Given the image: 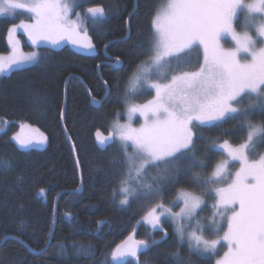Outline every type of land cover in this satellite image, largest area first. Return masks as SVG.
<instances>
[{
  "label": "snow or ice",
  "instance_id": "obj_1",
  "mask_svg": "<svg viewBox=\"0 0 264 264\" xmlns=\"http://www.w3.org/2000/svg\"><path fill=\"white\" fill-rule=\"evenodd\" d=\"M83 2L0 0V18L24 12L31 21H21L9 29L11 50L7 56L0 54V74L24 71L26 66L48 60L47 54L24 53L18 33H23L32 45L58 47L68 40L94 52L86 25L91 23L95 30L109 16L102 6L76 12ZM133 15L128 13L129 17ZM229 43L231 46L226 47ZM134 49L136 55L145 58L128 75L123 93L120 87L125 77L118 75L111 85L104 81V97L91 98L94 106L103 107L114 89L117 100L126 105V120L121 122V113L117 112L109 134L97 130L95 136L101 150L115 148L121 157L112 161L113 174L121 177L118 207L159 198L142 219L164 235L149 241L136 240L133 233L117 245L111 253L112 261L128 264L129 257L138 261V253L165 241L168 233L163 224L171 222L177 248L186 242L190 255H195L201 264H210L217 256L214 264H264V154L256 152L258 146L264 145V119L258 123L253 120L257 115L264 117V0H163L152 16L148 40L138 42ZM110 67L127 71L119 57ZM144 95H151V99L133 102ZM137 117L142 121L139 127L134 124ZM230 121L241 123L225 135L246 130V139L238 145L229 140L209 142L205 151L224 159L208 175L201 172L192 176L193 186L203 189L202 194L183 188L177 191L171 203L182 207L174 212L164 203V193L178 184L181 176L208 168L207 158L197 155V143L202 137L196 130L204 126L222 128ZM19 127L20 131L11 137L18 150L47 142L39 129L28 124ZM254 155L257 158L253 159ZM12 166V159L0 158V171ZM233 167L235 172L231 171ZM21 181L22 177H18L17 183ZM112 196L115 200V190ZM205 197L214 203L211 216L201 221L197 216L203 210ZM24 225L25 221L20 220L18 228L23 230ZM205 233L215 238L208 239ZM11 239L25 244L19 236L12 235ZM222 242L226 251L220 256L218 246ZM172 257L173 264H190L179 250Z\"/></svg>",
  "mask_w": 264,
  "mask_h": 264
},
{
  "label": "trees",
  "instance_id": "obj_2",
  "mask_svg": "<svg viewBox=\"0 0 264 264\" xmlns=\"http://www.w3.org/2000/svg\"><path fill=\"white\" fill-rule=\"evenodd\" d=\"M162 2L84 0L80 10L87 5H102L109 16L95 30L91 23L89 25L96 55L84 56L70 48L58 51L42 49L41 55L48 56L45 63L0 76V129L4 130L0 131V158L13 161L10 170L0 171V244L6 236L10 237L0 247V264H113L111 253L132 232L136 231L139 240L149 241L160 240L164 235L160 230H150L142 222L149 211L147 208L159 198L152 202L136 201L130 207H118L119 198L116 196L113 200L112 193L118 191L121 177L113 174L112 161L121 157L115 148L106 152L98 150L93 139L97 130L106 134L115 114L125 109V103L117 100V92L113 89L103 107L91 105L92 97L99 100L105 96L104 81L111 85L118 75L125 77L120 87L123 93L128 75L145 58L136 55L134 45L148 40L152 16ZM129 12H134V15L129 17ZM128 20L130 34L126 39ZM11 25L8 18L0 20L2 55L10 52L8 29ZM106 56L110 61L119 57L127 71L114 70L107 64L112 62H108ZM98 64L101 65L99 71ZM150 97H138L133 102L141 103ZM262 119L264 117L259 115L253 117L257 123ZM238 123L241 122L230 121L222 128L204 126L196 130L197 136L202 137L197 143L200 149L197 155L201 159L207 158L208 168H197L189 176H181L179 183L164 193L162 199L165 204H170L181 188L198 195L203 193V189L193 186L192 176L201 172L208 175L212 167L224 159V156L205 149L210 147V141L242 143L247 136L246 130L225 135ZM20 124H30L43 131L48 138L46 147L18 150L11 137L18 132ZM256 152L264 154V145L258 146ZM79 169L83 190L80 194H72L81 184ZM18 177H22L20 183H17ZM41 189H44L43 195L40 194ZM60 194L51 246L44 254H33L35 251H29L26 245L41 252L48 244L55 222V202ZM213 203V199L205 197V205L197 219L204 221L211 216ZM20 220L25 221L23 230L18 228ZM101 221L103 223H99ZM164 225V231L168 233L165 241L144 252L138 261H128V264H173L172 253L177 250L190 264H201L195 255H190L186 242L177 248L173 225ZM12 235L19 236L25 244L11 239ZM210 264H214V259Z\"/></svg>",
  "mask_w": 264,
  "mask_h": 264
},
{
  "label": "rangeland",
  "instance_id": "obj_3",
  "mask_svg": "<svg viewBox=\"0 0 264 264\" xmlns=\"http://www.w3.org/2000/svg\"><path fill=\"white\" fill-rule=\"evenodd\" d=\"M82 4H83V3H82ZM85 5H87V3H86ZM88 7H89V6L87 5V7L84 8V10H80V8H76L75 11H76V12H80V13H84ZM3 18H8V19H10V20L12 21V25H14V24H19L21 21H24V22H31V21L29 20L28 14H27V13H24V12H18V13L16 14L15 17H7V16H5V17H3ZM3 18H0V20L3 19ZM72 18L74 19L75 16L73 15ZM12 25L9 27V29L12 27ZM89 25H90V23H88V24L86 25L87 28H88V35L90 36V38H91V40H92V42H93V39H92L91 33H90V31H89ZM9 29H8V31H9ZM8 35H9V33H8ZM17 37H18V39L21 41V45H20V46H21V49H22V51H23L24 53H29V52L36 51V52H38V53L41 54V50H42V49H47V50L49 49V50H53V51H58V50L63 49V48H68V49L70 48V49H71L72 51H74L75 53L82 54V55H84V56H88V57H91V56L97 54V52H96V46H95V51H94V52H88V51L83 50V49L79 48L78 46L72 44V43H71L70 41H68V40H64V41H62L61 44H60L58 47H52L51 45H48V46H43V45H41V46H36V45H32V44H31V41H29V40L27 39V37H26L23 33H18V34H17ZM8 41H9V38H8ZM8 44H9V43H8ZM93 44L95 45L94 42H93ZM225 46H226V47H230L231 44L229 43V44H226ZM10 50H11V49H10ZM9 53H10V52H9ZM9 53L4 54V55L7 56ZM26 67H27V66H26ZM8 74H9V73H6V74H0V76H5V75H8ZM146 96H147V95H144V96H141L140 98H145ZM148 99H151V97L148 98ZM148 99H147V100H148ZM147 100H146V101H147ZM146 101H144V102H146ZM144 102H141V103H144ZM136 103H140V102H136ZM118 112L121 113V122H124V121L126 120V117L123 115L124 112H125V109H124L123 111H118ZM115 118H116V116H115ZM141 122H142V121L140 120L139 117H137V118L134 120V124H135L136 127H139V124H140ZM29 125H30V124H29ZM111 125H112V124H111ZM31 127H32V128H36V129H38L36 126H32V125H31ZM19 131H20V127H19V129H18V132H19ZM110 131H111V126L109 127V130L106 132V135H108ZM39 132H42V133H43V131H41L40 129H39ZM43 134H44V133H43ZM44 135H45V134H44ZM14 143H15V141H14ZM46 145H47V142H46L45 144H43V145H37V146H35V147L31 148V149L41 150L42 148H45ZM27 150H30V149H27ZM235 170H236L235 167H233V168L231 169V171H233V172H235ZM117 197L119 198V200L122 198V197L119 195V192H118V191H117ZM175 199H176V197L173 198L172 201H174ZM157 202H159V201H157ZM157 202H155V203H157ZM154 206H155V204H153L151 207L147 208V210H149L150 208H152V207H154ZM168 206L172 207V210H173L174 212H178V211L180 210V207H182V204H172V203H170V204H168ZM142 222H143V220H142ZM143 223H144V222H143ZM167 223H171V222H167ZM144 224H145V223H144ZM164 224H165V223H164ZM164 224H163V228H164V226H165ZM171 224H172V223H171ZM146 226H148V228H149L150 230H152L151 227H150L149 225L146 224ZM152 231H153V230H152ZM206 237H207L208 239H214V238H215V237H214L212 234H210V233H207ZM218 248H219V255L222 256V255H223V251H226V246H224V245H223V242H222V244H221L220 246H218ZM216 258H218V256L213 258V259H214V262H215V259H216Z\"/></svg>",
  "mask_w": 264,
  "mask_h": 264
},
{
  "label": "water",
  "instance_id": "obj_4",
  "mask_svg": "<svg viewBox=\"0 0 264 264\" xmlns=\"http://www.w3.org/2000/svg\"><path fill=\"white\" fill-rule=\"evenodd\" d=\"M135 2H136V0H135ZM136 6V5H135ZM127 29H128V34H127V37H126V39L128 38V36H129V34H130V29H129V20L127 21ZM103 52L106 54V52H105V48L103 49ZM106 59L107 60H111L109 57H107L106 56ZM115 59H113L112 61H110V62H113ZM107 64H109V65H111V63H107ZM98 71H99V69H98ZM68 82V81H67ZM67 84V83H66ZM66 86V85H65ZM66 88H67V86H66ZM65 96H66V89H65ZM92 100V99H91ZM65 102H66V97H65ZM91 105H92V107H96V108H100V107H97V106H94L93 104H92V101H91ZM64 106H65V103H64ZM64 106H63V108H64ZM65 109V108H64ZM64 109H63V112H62V122L64 123V119H63V114H64ZM63 130H65V127H64V125H63ZM100 131V130H99ZM65 132H66V136H67V138H68V140H70V138H69V135H68V133H67V130H65ZM97 132V131H96ZM96 132L94 133V136H93V139L95 140V145H96V147L98 148V150H101V148L99 147V145L97 144V142H96V136H95V134H96ZM102 132V131H101ZM104 135H106V134H104ZM70 142H71V146H72V149H73V151H75V149H74V144L72 143V140H70ZM102 152H106V151H103V150H101ZM76 153V152H75ZM75 157H76V154H75ZM76 162H77V157H76ZM78 167H79V163H78ZM79 172H80V169H79ZM80 187H79V189H78V191L76 190L74 193H72V194H80L81 192H82V190H83V183H82V174H81V172H80ZM60 196H62V194H60L57 198H56V202H55V222H54V225H53V231H52V233H51V235H50V237H49V241H48V244L45 246V248L43 249V251H41V252H33V254H36V255H39V254H44L47 250H49L48 248L51 246V243H52V235L54 234V231H55V225H56V219H57V217H56V214H57V201H58V199H59V197ZM133 233H135V235H134V239H136V240H139L138 239V237H137V233H136V231H134V232H132L130 235H132ZM128 238V237H127ZM126 238V239H127ZM8 239H10V237L9 238H7V239H4L3 240V242L0 244V247L3 245V243L6 241V240H8ZM125 239V240H126ZM124 240V241H125ZM124 241H122L121 243H123ZM144 252H142V253H138V258L140 257V255H142ZM128 259V261H132V260H136L135 258H131V257H129V258H127ZM112 263L113 264H118V262H114V261H112Z\"/></svg>",
  "mask_w": 264,
  "mask_h": 264
},
{
  "label": "flooded vegetation",
  "instance_id": "obj_5",
  "mask_svg": "<svg viewBox=\"0 0 264 264\" xmlns=\"http://www.w3.org/2000/svg\"><path fill=\"white\" fill-rule=\"evenodd\" d=\"M97 6V5H96ZM100 6H102V5H100ZM91 7V6H90ZM92 7H95V6H92ZM103 7V6H102ZM104 62V61H103ZM108 62H110L109 60H108Z\"/></svg>",
  "mask_w": 264,
  "mask_h": 264
}]
</instances>
